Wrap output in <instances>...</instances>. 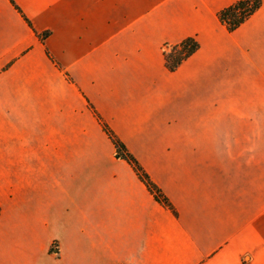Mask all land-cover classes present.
I'll return each mask as SVG.
<instances>
[{
	"label": "crops",
	"instance_id": "1",
	"mask_svg": "<svg viewBox=\"0 0 264 264\" xmlns=\"http://www.w3.org/2000/svg\"><path fill=\"white\" fill-rule=\"evenodd\" d=\"M12 1L0 264H264V0L233 31L216 13L235 0ZM187 36L198 49L168 70Z\"/></svg>",
	"mask_w": 264,
	"mask_h": 264
},
{
	"label": "trees",
	"instance_id": "2",
	"mask_svg": "<svg viewBox=\"0 0 264 264\" xmlns=\"http://www.w3.org/2000/svg\"><path fill=\"white\" fill-rule=\"evenodd\" d=\"M10 2L20 12L14 2L12 0H10ZM260 6L261 0H235L219 9L216 15L218 20L226 27L227 30L233 31L245 22L253 13H255ZM24 19L27 21L25 17ZM36 34L43 40L48 35V32L45 31ZM198 47L199 44L193 36H187L174 44L165 45L163 55L166 68L170 71H174L185 59L191 56L198 49ZM92 112L101 125L103 131L114 144L117 156L123 158L132 167L138 178L147 187L157 202L171 212L175 213V209L169 199L151 180L135 157L129 153L125 145L117 138L108 125L102 121L99 115L94 110H92Z\"/></svg>",
	"mask_w": 264,
	"mask_h": 264
}]
</instances>
